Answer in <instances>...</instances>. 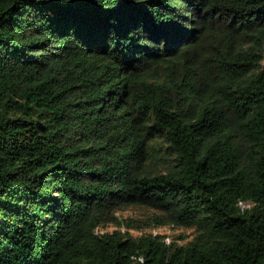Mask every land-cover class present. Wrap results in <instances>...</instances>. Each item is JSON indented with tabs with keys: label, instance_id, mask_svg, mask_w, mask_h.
<instances>
[{
	"label": "trees",
	"instance_id": "1",
	"mask_svg": "<svg viewBox=\"0 0 264 264\" xmlns=\"http://www.w3.org/2000/svg\"><path fill=\"white\" fill-rule=\"evenodd\" d=\"M0 264H264V0H0Z\"/></svg>",
	"mask_w": 264,
	"mask_h": 264
},
{
	"label": "rangeland",
	"instance_id": "2",
	"mask_svg": "<svg viewBox=\"0 0 264 264\" xmlns=\"http://www.w3.org/2000/svg\"><path fill=\"white\" fill-rule=\"evenodd\" d=\"M156 214H158L157 210L140 206H126L116 211V216H119L120 218H131L136 221H139L140 223L151 219L152 216ZM115 228L116 226L110 224L107 225L104 229H102V231L110 232ZM129 232L133 237L139 236L141 233L161 234L165 235L166 241L168 242L176 241L179 244H185L193 238L195 231L193 228L185 229L173 227L171 225H152L149 227H144L141 231L129 229Z\"/></svg>",
	"mask_w": 264,
	"mask_h": 264
}]
</instances>
